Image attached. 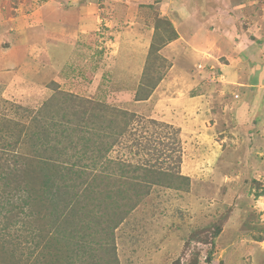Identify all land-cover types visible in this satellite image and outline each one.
I'll list each match as a JSON object with an SVG mask.
<instances>
[{"label": "rangeland", "instance_id": "obj_1", "mask_svg": "<svg viewBox=\"0 0 264 264\" xmlns=\"http://www.w3.org/2000/svg\"><path fill=\"white\" fill-rule=\"evenodd\" d=\"M210 2L196 16L228 37L243 34L250 60H264V0ZM74 5L88 6L94 25L79 37L68 30L64 43L77 46L78 58L62 68V81L0 85V174L12 178L0 182V264H264V157L248 137L264 134V125L242 123L230 106L218 161L207 157L216 143L204 155L200 131L137 111L171 66L158 52L177 36L158 19L169 20V0H0V10L25 18L23 30L36 13L56 21V9ZM157 25L139 75L119 41L137 46ZM50 44L56 55L55 37ZM99 72L110 77L95 91ZM121 92L131 103L122 105ZM178 171L190 184L173 181Z\"/></svg>", "mask_w": 264, "mask_h": 264}, {"label": "crops", "instance_id": "obj_2", "mask_svg": "<svg viewBox=\"0 0 264 264\" xmlns=\"http://www.w3.org/2000/svg\"><path fill=\"white\" fill-rule=\"evenodd\" d=\"M195 1L185 0L183 3L179 0H169V5L173 6L169 20L175 26L177 36L158 52L169 60L171 66L149 96L137 101L135 107L143 115L154 113V117L167 123L170 121L175 126L182 125V132L186 128L200 131V138H204L203 143L208 146L204 155L210 151L212 144L216 143L214 145L218 146H213V149L217 147L218 152L207 157L215 160L214 156H216L218 161H221L219 158L223 145L219 143L221 141L217 142V137L222 135L221 126L230 106L234 109L231 111L236 113L242 123L250 121L253 126L264 125V60L262 59V62V56L258 58L255 53H252V56L254 55V59L259 61L256 60L253 63V59L250 60L247 54L250 44L241 37L243 34L231 31L229 33L231 37H228L227 34L220 32L217 26H211L207 21L205 22L202 18L205 16L202 15L201 18L196 16V13L202 14L205 6L213 5L210 4L211 0H207L208 4H205L203 0L202 6L195 5L193 3ZM87 7L76 8L74 5V7H64L63 10L56 9V21L50 15L45 18L42 14L40 17L36 13V19L26 30H23L25 23H22L25 18L14 14L13 8H7L4 11L1 9L0 85L13 87L16 82H27V80L30 83L35 81L45 85L51 81H62V68L68 61H76L78 58L74 54L77 46L64 43V38L69 35L68 30L79 37L83 25L86 23L94 25ZM210 12L213 13L214 10L210 9ZM83 13L87 15L83 16ZM17 21L22 22L17 24ZM156 30V26L149 30L152 34L149 39L146 37L148 31L142 32L141 35L146 37L148 42L146 39L139 41L137 46L128 38L119 41V49H129L126 53L129 60L137 65L139 75L144 70L143 63ZM51 36L58 41L56 55L52 54L55 48L51 49ZM251 38L253 41L255 37L251 34ZM244 47H246L244 52L246 54L242 53L238 56ZM2 54H8V56L3 57ZM244 60L247 62L246 65ZM134 70L136 69L131 68V71L134 72ZM123 74L126 76V82L129 79L134 80L129 76L130 74L126 75V72ZM95 75L97 79L92 89L97 91L101 79L105 75L110 77V73L99 72ZM132 75L134 77V74ZM102 87L106 88V86ZM98 91H101L100 88ZM121 93L126 99L122 105L131 103V95ZM160 110L165 111L166 115L158 114ZM250 134L248 137L257 147L255 155L264 157V134H254L251 130ZM221 140H223L222 137ZM195 141L197 142L196 139ZM261 163L264 165V160ZM220 164L222 165V162ZM224 164L225 162L223 166ZM189 176L193 182L197 179L192 175Z\"/></svg>", "mask_w": 264, "mask_h": 264}, {"label": "trees", "instance_id": "obj_3", "mask_svg": "<svg viewBox=\"0 0 264 264\" xmlns=\"http://www.w3.org/2000/svg\"><path fill=\"white\" fill-rule=\"evenodd\" d=\"M159 20L160 21H166L167 22V25H169V26H171L172 28H173V23L170 21V20H168V19H162V18H159ZM159 28V26L157 25L156 26V29H158ZM175 29V28H174ZM174 31V30H173ZM152 45H154V42L151 44V47H152ZM54 83H56V81H53ZM158 83V82H157ZM157 83L156 84H154L153 86H152V88H151V90L149 91V92H147V93H144V94H146L145 96H142V98H144V97H148L149 96V94L151 93V91H152V89L154 88V87H156V85H157ZM61 91V90H60ZM70 94H72V93H70ZM125 111V110H124ZM123 111V112H124ZM152 121H156V120H154V119H152ZM165 123V122H164ZM166 125H170V124H168V123H166ZM170 126H172V125H170ZM9 148V147H8ZM8 150H11V149H8ZM13 150V149H12ZM11 158H18V152H16V153H13V155L10 157V159ZM177 158H178V162H179V167H180V164H181V161H182V150H179V156H177ZM9 159V160H10ZM48 159L49 160H46V162H49V163H52V166L54 167H57V163L54 161V162H52V159L53 158H49L48 157ZM17 160L18 159H16L14 162V164H16V162H17ZM5 171H8V169L7 168H5L4 169ZM146 171L147 172H149L150 170H149V168L148 169H146ZM155 173H157V171H155ZM158 173H160V174H162V175H164V174H168L166 171H163L162 170V172H158ZM170 176H173V181H175L176 179H181V180H186V182H187V184H190V178L188 177V176H185V175H181V173L178 171L177 173L175 172V173H173V175L170 173ZM156 180H154V182H153V184H159V185H161V180H160V178H155ZM0 182H3V183H5L4 184V186H10V184H11V182H12V178L11 177H9L8 176V173H7V175L6 174H4V172H2L1 174H0ZM170 187V186H169ZM3 192H5V190L3 191ZM259 195H264V188L262 189V191L260 192V194ZM7 201V203L6 204H9V205H13L12 204V200H6Z\"/></svg>", "mask_w": 264, "mask_h": 264}]
</instances>
